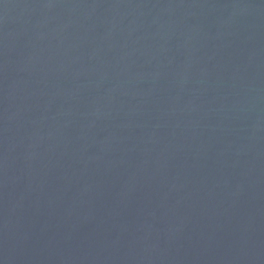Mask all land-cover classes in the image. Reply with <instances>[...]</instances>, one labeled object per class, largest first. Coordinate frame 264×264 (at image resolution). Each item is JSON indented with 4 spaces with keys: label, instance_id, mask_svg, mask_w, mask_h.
Returning a JSON list of instances; mask_svg holds the SVG:
<instances>
[{
    "label": "water",
    "instance_id": "1",
    "mask_svg": "<svg viewBox=\"0 0 264 264\" xmlns=\"http://www.w3.org/2000/svg\"><path fill=\"white\" fill-rule=\"evenodd\" d=\"M0 264H264V0H0Z\"/></svg>",
    "mask_w": 264,
    "mask_h": 264
}]
</instances>
